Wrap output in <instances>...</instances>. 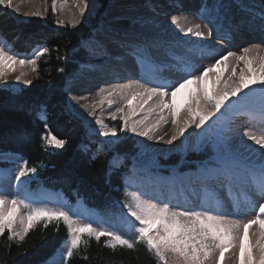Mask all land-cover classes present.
<instances>
[{"label":"bare ground","instance_id":"6f19581e","mask_svg":"<svg viewBox=\"0 0 264 264\" xmlns=\"http://www.w3.org/2000/svg\"><path fill=\"white\" fill-rule=\"evenodd\" d=\"M15 1L13 9L18 12V19H23L32 12L42 14L43 4L47 2V0ZM77 3L78 0H72L69 4L59 7L58 14L60 13L62 20L71 21L74 14L79 16ZM86 3L84 15L79 16L81 21H85L96 9L94 0H86ZM239 5L241 8L236 10ZM262 14L264 0H112L105 14L94 18L93 24L96 29L89 31L88 50L84 53L87 59L66 83L72 93L70 106L79 115L88 113L93 108L98 115L102 111L111 114L100 117L105 122L110 121L112 115H120L137 127L138 134L146 127L155 126L149 137L142 136L145 138L143 149L134 158L136 165L150 167L156 155H164L174 149H186L191 141L192 132L198 127L192 124L184 135L168 143L176 132L177 125L173 124L174 117L167 109L163 111L161 119L155 97L147 104L141 105L139 98L133 99L128 96L126 99L124 95L117 94L110 97L114 103L109 107L107 100L101 104L103 99L100 95L101 89L107 90L129 82H139L154 88L164 84L171 85L185 77L186 69H195L194 74L200 75L210 66H215L207 73L202 86L212 94L227 93L239 83L240 73L245 64L243 61L237 64L235 57L221 60L218 65L216 62L228 52L240 55L242 49L246 47L259 46L261 53L264 54ZM174 19L178 22L173 23ZM196 24L200 25L203 37H197L195 32H186L188 27ZM226 29L230 30L229 38ZM255 67L252 66L253 69ZM233 68L235 76L232 75ZM168 90L171 92L172 88L169 87ZM186 93L187 90L178 97V100L186 99ZM237 98L230 97V100ZM206 106L209 109L214 107L211 104ZM238 108L240 107L226 106L212 117V120L222 128L225 127L219 149L221 159L219 169L211 162L213 158L200 165L199 170L184 174H180L183 165L175 164L177 170L171 181L166 185H160L168 192L171 190L169 193L170 203L174 205H171L172 207L199 211L215 207L218 214L244 220L252 219L256 215L258 205L264 203V199H260L251 191L250 184L254 178L253 168L260 162V152L257 151L259 146L244 137L243 133L251 131L257 135H264V127L248 119L244 114L247 109L233 113ZM120 109L123 111H119ZM187 115L186 110L181 111L179 117L181 124ZM212 120L205 126L207 130L213 128ZM157 121H160L159 125L156 124ZM98 128L96 132H102L101 126ZM159 136H163L164 139H159ZM191 155L192 153L187 157H192ZM207 155L212 153H206L205 156ZM202 157L204 156H199ZM208 169H216L219 178L206 179L205 173ZM221 173H227L228 176ZM242 181L248 182V191L257 205L256 209L249 210L243 204L242 197L241 202L237 203V197L244 190L241 187ZM252 232L258 233L259 226H253L249 239ZM245 243L247 244L248 240ZM236 263L239 264V261L235 259L225 261V264Z\"/></svg>","mask_w":264,"mask_h":264},{"label":"snow or ice","instance_id":"6c2138e0","mask_svg":"<svg viewBox=\"0 0 264 264\" xmlns=\"http://www.w3.org/2000/svg\"><path fill=\"white\" fill-rule=\"evenodd\" d=\"M0 6L13 8V0H0ZM77 7L79 16H83L87 7L86 0H78ZM56 11V0H52V12ZM36 15H41V13H36ZM79 16L73 15L72 27H76L79 23ZM177 22L173 20V23ZM56 23L63 25L66 21L57 19ZM186 32H195L197 37L204 36L199 24L188 27ZM6 48H8L7 44L0 43V79H3L5 75L4 69L10 65H31L32 71L36 72L38 70L37 60L49 52L48 48H42L35 53L32 59L25 60L10 55L11 49L6 51ZM229 57H235L237 64L243 61L245 68L240 73L239 83L235 84L231 91L222 95L212 94L202 86L207 73L215 67L210 66L200 75L194 74L195 69H186L185 77L171 85L164 84L154 88L139 82H129L115 85L107 90L101 89L100 95L103 97L101 104L107 100V105L111 107L114 101L110 97L117 94L124 95L126 99L128 96L133 99L139 98L141 105L147 104L155 97L156 108L159 109L161 119H163V111L167 109L174 117L173 124L177 125L176 132L168 143L184 135L186 129L192 124L198 128L204 126L226 106L229 108L239 106L247 109L244 114L248 119L264 127V54L261 53L259 46L246 47L242 49L240 55L228 52L217 60V65L221 60H227ZM253 65L256 66L254 69ZM232 75H236L235 68H233ZM16 79L19 81L21 76H17ZM24 83L31 84L32 81L24 80ZM169 87L172 88L171 92L168 90ZM185 90H187L186 99L178 100ZM230 97L238 98L230 100ZM207 104L214 107L209 109ZM182 110H186L188 115L181 124L179 117ZM119 111L122 112L123 109ZM89 114L95 117L96 123L101 126L102 135L106 137L116 135L115 128L109 129L104 121L96 116L95 108ZM112 119L116 117L113 116ZM159 123L160 121L156 122L157 125ZM45 127L47 129V125ZM124 128L133 133L138 131L135 125L130 126L126 120ZM154 128L155 126L146 127L139 134L149 137L154 132ZM243 136L259 146L257 151L260 152V162L253 168L254 178L250 188L260 199H264V135L246 131ZM158 138L164 139L163 136ZM41 139L45 147L53 150L63 148L66 143L65 140L53 135L50 130H47ZM36 171V167H29L28 161L23 159L18 165L15 180L22 182V177H27ZM221 174L228 176L227 173ZM205 178H219L217 170H206ZM241 187L244 190L237 197V203L241 202L242 197L243 204L249 210L256 209L257 205L248 191V182L242 181ZM125 197L124 207L127 211L124 219L128 230L121 234L116 224L110 227H94L93 223H82L79 213L73 212L70 215L69 211H65L63 207L35 206L39 202L33 201L27 194L23 198L20 194H15L10 199L8 195L3 194V189H0V237L7 233L8 241L20 247L25 242L29 231L34 230L38 224H43L45 228L50 224H55L58 231L59 223L63 222L68 231V239L61 246L59 255L64 264H67L74 254L80 253L81 249L84 250V254L79 258L88 260L87 250L91 247L90 241L94 239L99 244L102 237L105 238L104 247L112 252L118 249L137 251V245L142 244L156 258L158 264H225V261L234 259L238 260L239 264H264V203L258 205V211L252 219L244 220L216 214L218 209L215 207L205 211L182 210L170 207V202L156 203V198L145 200L138 193L126 191ZM22 209H26V213H22ZM254 225L259 226V232H252L249 239ZM129 236L132 238H128ZM246 240H248L247 244ZM8 247H11V243Z\"/></svg>","mask_w":264,"mask_h":264},{"label":"trees","instance_id":"16d2710c","mask_svg":"<svg viewBox=\"0 0 264 264\" xmlns=\"http://www.w3.org/2000/svg\"><path fill=\"white\" fill-rule=\"evenodd\" d=\"M81 25L60 28L53 20L39 16L17 21L8 8L0 6V40L13 52L30 55L40 44L49 49L39 59L32 83H23L18 92L13 90V83L0 79V151L19 154L29 167H36L35 173L21 178L25 184L33 186L37 181L44 192H61L71 205L81 202L87 212L128 226L124 202L133 181L129 156L134 149L120 145L129 138H120L119 133L114 147L104 146L99 138L88 137L81 120L66 111V75L72 74L83 60L81 40L85 27ZM47 130L66 141L63 148L44 146L41 137ZM116 153H121L119 162H114ZM58 227L57 231L55 224L47 228L38 224L20 247L8 241L5 233L0 237V264L46 261L68 238L63 222ZM104 239L99 244L94 239L90 241L88 260L79 258L84 254L81 249L67 264H158L142 244L137 245V251L112 252L104 247Z\"/></svg>","mask_w":264,"mask_h":264},{"label":"rangeland","instance_id":"374dc122","mask_svg":"<svg viewBox=\"0 0 264 264\" xmlns=\"http://www.w3.org/2000/svg\"><path fill=\"white\" fill-rule=\"evenodd\" d=\"M96 2V9L93 11V13L88 17L85 21L79 20V23L76 25L85 27L84 36L81 40V46L83 47L84 51L88 50V40L90 39V30H95L96 26L93 24L94 18H99L100 15H104L106 9L108 8L109 4L112 0H94ZM16 4V1H13ZM72 2V0H56V7L57 11L55 13L52 12V0H47L45 4H43V12L41 15H36L37 12H32V14L24 17L23 19L17 18L16 10L13 8H8L9 13L13 16V18L17 21H26L32 16H39L43 20L50 19L53 20L56 24V26L60 28H76L71 26V21H66L63 25H58L56 23L57 19H62L60 17V13L58 14V9L60 6H64ZM237 6V4H235ZM188 8V7H187ZM241 6L239 5L236 10H239ZM154 11V10H153ZM0 43H3L0 40ZM42 48H48L44 44H40L35 47V49L32 51L30 55H21L18 53L10 51V55H15L19 59H32L40 49ZM9 49L6 48V51ZM46 55V54H45ZM44 56V55H43ZM41 56V57H43ZM39 57V59L41 58ZM37 60V64L38 61ZM87 56L85 55L83 57V61L80 63L79 68L82 67V64L86 61ZM78 68V69H79ZM78 69L76 71H78ZM5 77H4V83H13V90L15 92H18L22 84L24 83V80H32V78L35 76L36 72L32 71L31 65H10L9 67L4 69ZM76 72H74L71 77L74 76ZM17 76H21V79L18 81L16 79ZM70 77V78H71ZM69 78H66L65 82V91H67V105H66V111L79 118L83 124V128L86 130V135L90 138H99L100 141L104 146L114 147V144L118 141L119 138L118 134L120 133V138L124 137V139H127V142L121 144V147L129 148L133 147V154L129 156V159L131 161V169L133 174V181L128 186V191L130 193H138L141 195V197L145 200H151L153 198L155 199L156 203L163 202H170V196L171 190L168 192L165 189L161 188L160 185H166L169 183L172 179V177L175 174V171L177 170V167L175 168V164H178L180 166H186L188 164L194 163L196 165L195 169H180V174H184L186 172H191L193 170H199L200 165L209 162L210 159L213 164L216 165L217 169L220 168V161L219 158V149L220 144L224 138L222 137V134L224 133L222 126L218 124L215 120L211 121V126L213 127L211 130H207L205 126H208L209 122H207L204 126L200 127L202 128L200 131L198 128L195 132H192L191 134V141L189 143V146H187L186 149H174L173 151H170L164 155H156L154 159V163L152 166H144V165H136L134 163V158L136 157V154H138L143 149L145 138L142 137V135H139L138 132H131L128 129L124 128V122L125 119L122 118V116H115L116 119H112L108 122L104 121V124L107 125L109 129L115 128L116 135L115 136H104L102 135V132H96L98 131V127L100 125L96 124V118H92V116L88 113H85L83 115H79L75 112V110L70 106V97L72 93L67 88L66 83L68 82ZM67 88V89H66ZM232 108V107H231ZM244 109L238 108L233 113H238L239 111H242ZM103 113V114H102ZM106 113L104 111L96 114L97 117L105 116ZM86 115V116H85ZM88 115V116H87ZM111 115V114H109ZM90 117L91 119L88 120L87 118ZM119 117V118H118ZM93 120V121H92ZM228 123V121H226ZM225 122V124H226ZM128 124L131 126L132 124L128 122ZM230 125V124H229ZM96 127V128H95ZM210 127V126H209ZM211 128V127H210ZM97 129V130H95ZM206 129V130H204ZM139 135V136H138ZM191 156H205L206 153H212L210 157L204 158V159H197L195 161H192L191 159H188L187 155ZM121 153H116L114 155V162H119L121 160ZM218 158V159H217ZM180 159V160H179ZM23 158L13 152H1L0 151V189H3V194L8 195L11 199L13 195L20 194L21 198L25 194L29 195L33 201H38L39 203H36L35 206H43L47 205L51 208H60L63 207L65 211H69V214L71 215L73 212L79 213L80 219L82 223H93L94 227H110L112 224H116L121 234H124L128 230V226H125V223L122 224V222H110L107 220L102 219L99 215L93 212H87L86 209L83 207V205L80 202H77L75 205H71L70 202L67 200V198L63 195L61 192L57 193H47L42 191V189L39 186V183L36 181L33 183V186L30 184H25L22 180V182H17L15 180V174L18 171V165L22 163ZM179 160V161H177ZM217 160V161H214ZM220 160V161H219ZM177 161V162H176ZM176 162V163H175ZM211 168V167H209ZM172 202L170 203V207L174 206L172 205ZM22 213H26V209L21 210ZM218 214V213H216ZM128 238H132L129 236ZM68 239V238H67ZM65 240L60 245V247L57 249V251L46 261L38 263V264H64L62 261L61 256L59 255V250L61 249V246L64 245ZM237 264V263H236Z\"/></svg>","mask_w":264,"mask_h":264}]
</instances>
